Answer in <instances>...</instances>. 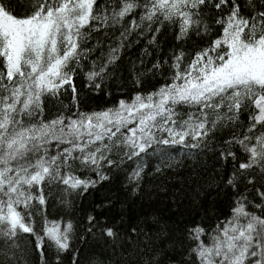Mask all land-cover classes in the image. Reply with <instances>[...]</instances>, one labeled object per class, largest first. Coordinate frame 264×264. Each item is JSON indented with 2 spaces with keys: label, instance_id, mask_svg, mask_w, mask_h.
Segmentation results:
<instances>
[{
  "label": "snow or ice",
  "instance_id": "6c2138e0",
  "mask_svg": "<svg viewBox=\"0 0 264 264\" xmlns=\"http://www.w3.org/2000/svg\"><path fill=\"white\" fill-rule=\"evenodd\" d=\"M0 264H264V0H0Z\"/></svg>",
  "mask_w": 264,
  "mask_h": 264
}]
</instances>
